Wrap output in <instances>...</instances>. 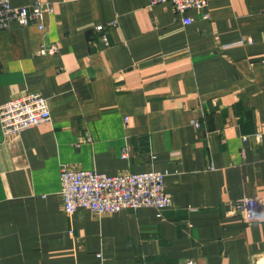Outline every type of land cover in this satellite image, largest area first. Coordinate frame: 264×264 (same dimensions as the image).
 I'll return each instance as SVG.
<instances>
[{
    "label": "crops",
    "instance_id": "1",
    "mask_svg": "<svg viewBox=\"0 0 264 264\" xmlns=\"http://www.w3.org/2000/svg\"><path fill=\"white\" fill-rule=\"evenodd\" d=\"M40 1L43 29H0V104L38 92L51 115L0 127V264H264V216L233 208L264 204V0H207L190 24L168 1ZM63 166L164 172L171 205L66 214Z\"/></svg>",
    "mask_w": 264,
    "mask_h": 264
},
{
    "label": "built area",
    "instance_id": "2",
    "mask_svg": "<svg viewBox=\"0 0 264 264\" xmlns=\"http://www.w3.org/2000/svg\"><path fill=\"white\" fill-rule=\"evenodd\" d=\"M167 1L172 4L176 13L182 16L190 9L205 11L208 4L207 0H148V4ZM52 11L51 2L31 0L28 4L14 6L9 0H0V29L6 28L11 21L21 25L33 24L43 29L45 15ZM203 15L205 18L208 17L206 12ZM116 21L112 20L108 25L115 26ZM183 22L190 24L192 19L184 15ZM95 29L102 32L104 26L98 25ZM103 39L106 40L104 35ZM246 41L251 43L252 39L247 38ZM58 47V44L44 46L38 53L56 52ZM50 119L47 99L38 92L18 94L0 104V127L4 136L19 134L29 128L45 124ZM195 126L199 125L195 123ZM164 178L165 173L161 171L109 176L93 170L63 166L60 170L63 208L69 215L78 208L87 209L96 215L141 207L160 210L170 206L172 202L170 194L165 190ZM233 208L246 222L259 221L264 216V204L256 196L237 199Z\"/></svg>",
    "mask_w": 264,
    "mask_h": 264
}]
</instances>
